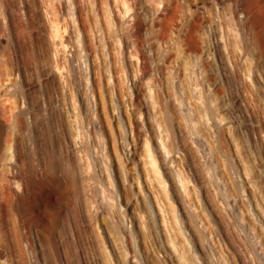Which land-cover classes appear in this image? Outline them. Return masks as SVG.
<instances>
[{"label":"rangeland","instance_id":"rangeland-1","mask_svg":"<svg viewBox=\"0 0 264 264\" xmlns=\"http://www.w3.org/2000/svg\"><path fill=\"white\" fill-rule=\"evenodd\" d=\"M0 122V264H264V0H0Z\"/></svg>","mask_w":264,"mask_h":264},{"label":"bare ground","instance_id":"bare-ground-1","mask_svg":"<svg viewBox=\"0 0 264 264\" xmlns=\"http://www.w3.org/2000/svg\"><path fill=\"white\" fill-rule=\"evenodd\" d=\"M137 22L138 23L141 22L140 16H137ZM138 98H139V96H138ZM3 134H4V125L0 122V147L3 145V153L6 154L8 151L9 152L12 151L11 150L12 149V142L6 141L3 144V141H2L3 140ZM145 144L149 147V142L148 141L145 142ZM148 150L151 152L152 149L151 150L148 149ZM149 153H147V154H149ZM149 155H151V157H150L151 158V160H150L151 164H153L154 165L153 167L154 168L156 167L155 169H157L158 165H157V159L155 158L156 156H153V153H151ZM2 162H3V160H2ZM157 171H158V169H157ZM29 177H31V178H30V181L28 182V184L26 186L25 191L22 190V186L20 184L17 185V191H16L17 201L15 203V208L18 211V213L20 214L21 217L28 216L27 218L24 219L25 223L40 222V219L36 218L35 216H31V214L30 215H27V214L31 210V208L34 205V203H36V201H38V200L40 201L41 198H43L44 194H46L48 191H50V192L51 191H55V194H56V192L63 193V196H62V198L60 200V203L57 205V211L58 212L66 205V203L68 201L69 188H68V185L59 176V172H58V168L57 167L54 169V171L52 172L51 175L40 176V175H37V174L36 175L33 174V176H31V174H30ZM54 223H55V221H54V219H52V221L50 222L49 226L52 228L54 226ZM107 228L109 229V227H107ZM108 234H109V242H110L113 250L117 254L118 259L121 258V260H122L123 258H122V254H121L122 252L121 251H123L124 249L121 250L120 248H118L119 246L117 244H119V243H116V238H118V237L116 235L114 236L113 234L110 235L109 230H108ZM113 236H114V238H113ZM119 240H120V238H119Z\"/></svg>","mask_w":264,"mask_h":264},{"label":"clouds","instance_id":"clouds-1","mask_svg":"<svg viewBox=\"0 0 264 264\" xmlns=\"http://www.w3.org/2000/svg\"><path fill=\"white\" fill-rule=\"evenodd\" d=\"M162 6V3H161ZM241 21L244 20V15L243 13H241ZM233 33L234 38L236 39V48L235 51L240 53V55L244 56V63L248 64L249 66L251 65L252 61L250 59L251 55H252V50L251 49H247V55H245L244 51H241L244 42L241 41L240 39V33L238 31H235L234 29L230 30ZM174 42H179V37L176 36L173 38ZM221 39H225L224 37H221ZM202 42L205 45V52L202 54H197L196 52H193L189 55L188 57V62L190 63V65L195 69L198 70L200 72V82L201 84H203L206 88H207V99L211 102V107L215 108L216 103H218L219 101H217L215 95L212 92V89L214 87H216L217 85H212L210 83H208L207 81V77H209L211 75V71L209 72H205L204 71V65L205 63H207L211 68L215 67L216 65V54H215V49L212 47V45L216 42L212 39V33L208 32L205 33L204 36L202 37ZM224 51L227 53L229 51L228 46H225ZM250 76H251V72L248 71L247 72V77L250 80ZM220 81H217V84H219ZM199 91V89L197 90ZM223 102L224 105L226 106V108L230 109V105H229V100L227 95H225L223 98ZM226 115H228L229 113L226 112ZM219 120V123L221 125L227 123V120H225L223 117L219 116V113L216 114Z\"/></svg>","mask_w":264,"mask_h":264}]
</instances>
